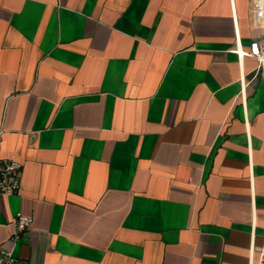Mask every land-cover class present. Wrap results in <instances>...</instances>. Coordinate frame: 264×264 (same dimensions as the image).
Masks as SVG:
<instances>
[{"label": "crops", "instance_id": "crops-1", "mask_svg": "<svg viewBox=\"0 0 264 264\" xmlns=\"http://www.w3.org/2000/svg\"><path fill=\"white\" fill-rule=\"evenodd\" d=\"M253 0H0V249L22 264H257ZM34 219L16 247L13 214Z\"/></svg>", "mask_w": 264, "mask_h": 264}, {"label": "built area", "instance_id": "built-area-1", "mask_svg": "<svg viewBox=\"0 0 264 264\" xmlns=\"http://www.w3.org/2000/svg\"><path fill=\"white\" fill-rule=\"evenodd\" d=\"M253 21L257 29L264 32V0H253ZM239 54L254 57L259 65H264V37L251 43L250 49ZM22 164L9 160L0 162V195L9 197L21 189ZM34 219L23 213L13 214L10 219L12 227L11 242L16 247L23 236L33 227ZM0 264H22L13 250L0 249ZM257 264H264V245Z\"/></svg>", "mask_w": 264, "mask_h": 264}]
</instances>
